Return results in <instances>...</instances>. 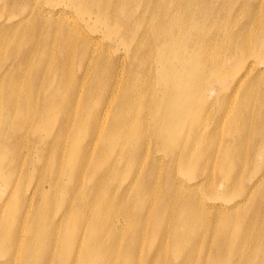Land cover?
<instances>
[{
	"label": "bare ground",
	"instance_id": "6f19581e",
	"mask_svg": "<svg viewBox=\"0 0 264 264\" xmlns=\"http://www.w3.org/2000/svg\"><path fill=\"white\" fill-rule=\"evenodd\" d=\"M14 1L0 0V264H264V0ZM148 136L163 186L155 163L136 177Z\"/></svg>",
	"mask_w": 264,
	"mask_h": 264
},
{
	"label": "rangeland",
	"instance_id": "374dc122",
	"mask_svg": "<svg viewBox=\"0 0 264 264\" xmlns=\"http://www.w3.org/2000/svg\"><path fill=\"white\" fill-rule=\"evenodd\" d=\"M62 5L64 4L63 3V0H60L59 1ZM9 4H15V1L14 0H10V2H9ZM262 7H264V4H262ZM23 11V10H22ZM246 12V11H245ZM244 12V13H245ZM251 28H253L252 26H251ZM262 29H264V28H262ZM261 68H264V64H262L261 65ZM231 71H232V69L229 71V77L227 78V82H228V84H230L231 83V77H230V74H231ZM253 75V74H252ZM252 75L243 83V85L240 87V88H237V90H235V91H233L231 94H232V96H226V97H224V99H226V101L228 102V104H231V103H234V104H237L235 101H239V100H241L242 99V95H243V88L247 85V83L251 80V78H252ZM221 87L220 86H216V89H220ZM207 112V111H206ZM207 114L210 116V117H213V116H216V113L213 111L212 113L211 112H207ZM176 133H177V135L179 136V137H183V136H186V131L185 130H182V129H179V130H176L175 131ZM40 134L41 135H44V133L43 132H40ZM149 139H152V137L151 136H148L147 137V140H143L142 141V144H141V147H140V149H142L141 150V153H140V155H141V160H139L138 161V165H137V167H136V169H135V173H136V177H138V179H141V178H143V176H144V174H145V171L146 170H148V169H150V168H152V165H153V163H155L156 164V166H155V168H158V172H157V175H156V178H157V181H158V185L159 186H163L164 185V183H165V181H164V178H165V175H164V172L163 171H160L159 169H160V167L161 166H163L167 161H166V159L161 163V162H152V161H149V160H145V152L143 151V149H147V142H148V140ZM149 145H150V149H152V148H154L155 147V144H154V139H152V141L151 142H149L148 143ZM185 145H183L182 147H184ZM223 149L225 150V147H223ZM181 150H182V148H181ZM177 154H179V152L178 151H176L175 153H173L172 155H177ZM249 154H250V147L249 146H247V155L249 156ZM46 155H49V154H46ZM122 157H123V155L122 156H120V155H118L117 156V158L116 159H118L119 161H120V164L122 163ZM47 158V157H46ZM38 159L34 156L33 157V159H32V162H36ZM41 174H42V176L43 177H45V173L44 172H42L41 171ZM218 174V173H217ZM35 175H34V173L32 172V178H31V180H30V182L29 183H27V185L24 187V191H23V195H25L28 199H29V196H30V190L33 188V186L34 185H36L38 182L37 181H39V180H41L42 178H39V175H37V177H34ZM218 180V179H217ZM61 181H64V182H68V178H66V176H62V179H61ZM37 182V183H36ZM125 182V180L123 181V182H121V183H124ZM218 182L219 181H217L216 183H217V185H216V187L218 186ZM126 183H127V181H126ZM132 186H130L129 187V189L127 190V193H126V195L128 194V192H129V190H130V188H131ZM45 191H47V192H49V187H48V185L46 184V187H45ZM86 196V195H85ZM33 197V199H32V207L30 208L31 209V212L32 213H34V214H37V215H41L42 214V212L39 210V208L37 209V205L38 204H40L39 205V207H42L43 205H44V203H45V199H44V195H42V196H39V194L38 193H36L35 195H33L32 196ZM87 197V196H86ZM44 199V200H43ZM57 199H58V202L60 203V195L59 196H57ZM29 202L31 203V201H30V199H29ZM11 205H14V203H11ZM17 207H19V208H22L20 205H18L17 204ZM133 211L132 210H130V208L128 207V209H127V214L129 215L128 216V220L123 216V214H124V209H122L121 211H120V213H119V215L118 216H116L115 218H114V220H116L115 221V224L117 225V227H119V228H127V227H131V220H132V217H130L132 214ZM62 214V211L61 210H58L57 211V216H60ZM32 217L31 216H28V220H30ZM1 223V222H0ZM122 226H121V225ZM151 224H152V218L151 217H147L146 218V227L147 228H149L150 226H151ZM132 228V227H131ZM148 238V235H146L145 237H143L142 238V241H141V243H140V247H141V249H142V254H143V251L145 250V248H146V246H147V244H148V242H149V240L147 239ZM127 244H128V242L126 241L124 244H123V246H127ZM9 255V257L10 258H13L14 257V254H8ZM124 254H117L113 259L115 260V261H117L119 264H122V256H123ZM82 256V254H79V258ZM145 257H146V254H143V256H142V261L143 260H145ZM1 259V258H0ZM16 259L17 260H20L21 259V256H17L16 257ZM4 259H1V261H3ZM22 261H24V259L22 260ZM139 261V260H138ZM139 262H141V261H139Z\"/></svg>",
	"mask_w": 264,
	"mask_h": 264
}]
</instances>
